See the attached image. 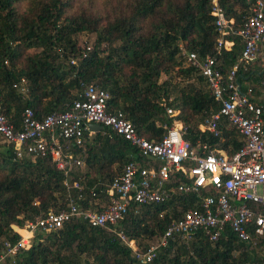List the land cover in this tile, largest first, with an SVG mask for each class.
<instances>
[{"label": "trees", "instance_id": "obj_1", "mask_svg": "<svg viewBox=\"0 0 264 264\" xmlns=\"http://www.w3.org/2000/svg\"><path fill=\"white\" fill-rule=\"evenodd\" d=\"M218 3L236 31L249 14V0ZM209 11L210 0H0L2 111L18 128L25 108L38 119L64 111L83 84H93L108 93L107 109L120 110L145 139L161 138L163 126L170 125L165 113L170 107L179 111L182 136L189 144L205 142L232 154L242 140L225 121H220L217 137L198 128L219 102L183 54H213L217 33ZM82 32L95 35L88 50L75 38ZM225 39L231 45L217 57L223 74L241 48L236 34ZM258 59L259 51L236 76L243 88H252L264 123V90L259 86L264 66L256 68ZM161 74L167 76L159 80ZM64 152L84 164L83 171L71 168L69 183L80 182L85 193L93 187L100 197L125 162L144 161L126 140L106 128L85 137L79 146L65 145ZM63 181V172L49 157H16L13 145L0 137V255L5 244L17 242L16 229L24 223L48 210L66 208ZM70 193L76 194L73 189ZM197 201L195 194L174 193L162 203L131 205L113 227L140 248V240L159 237ZM78 203L94 206L87 193ZM0 264H264V233L253 234L248 241L237 239L228 228L215 241L201 231L185 241L171 237L142 263L114 232L71 219L54 231L34 234L27 249L4 256Z\"/></svg>", "mask_w": 264, "mask_h": 264}, {"label": "built area", "instance_id": "obj_2", "mask_svg": "<svg viewBox=\"0 0 264 264\" xmlns=\"http://www.w3.org/2000/svg\"><path fill=\"white\" fill-rule=\"evenodd\" d=\"M249 2V14L233 31L232 19L225 17L218 0H210L209 13L217 33L213 54L201 57L193 51L183 53L186 64L198 69L209 92L219 102L218 109L198 128L217 137L219 123L225 121L242 140L240 149L232 154L205 142L189 144L182 136L183 126L177 118L179 111L170 107H165L170 125L163 126L165 131L161 138L158 141L145 139L136 133L120 110L111 112L107 109L108 93L93 84H83L77 98L64 111L38 119L30 108H25L18 128L6 118L0 104V137L13 145L16 157L23 154L49 157L63 172L67 199L65 209L48 210L16 229L19 239L12 246L5 244L0 259L19 249H27L34 234L54 231L71 219H81L91 227L114 232L142 263L150 261L156 249L171 237L185 241L201 231L209 240L215 241L228 228L237 239L248 241L253 234L264 233L262 108L253 100L252 88H243L236 76L239 67L257 59L259 47L264 45V0ZM230 33L239 37L241 48L235 62L223 74L217 57L222 49L231 45L225 39ZM89 48L84 47L85 50ZM70 62L74 63L73 60ZM259 86L264 90V77ZM91 123L99 124L126 140L144 161L125 162L120 173L104 187L103 197L93 187L88 188L86 193L94 201V206L83 207L78 203L86 194L83 185L78 181L69 183L71 168L80 166L82 161L69 152L65 153L64 147L67 144L81 145L85 137L95 132L88 129ZM70 189L76 192L74 196ZM174 193L195 194L198 201L172 220L157 237L156 243L143 250L134 239L114 229L131 205L162 203Z\"/></svg>", "mask_w": 264, "mask_h": 264}, {"label": "rangeland", "instance_id": "obj_3", "mask_svg": "<svg viewBox=\"0 0 264 264\" xmlns=\"http://www.w3.org/2000/svg\"><path fill=\"white\" fill-rule=\"evenodd\" d=\"M75 38L77 40V43L80 46L87 45V46H90L91 47L92 46V42H93V40L95 38V35H94V33L82 32V33L76 34ZM263 47L264 46H260L259 47V59L256 62V68H260V67L264 66ZM166 76L167 75H165V74H161L160 77H159V80L164 79ZM79 159L82 161L81 158H79ZM72 170L75 171V172L76 171H83L84 170V164L82 163L80 166L73 167ZM156 241H157V238L156 237L155 238H151V239L140 240L139 241L140 242V248L147 247L150 244L156 243Z\"/></svg>", "mask_w": 264, "mask_h": 264}, {"label": "water", "instance_id": "obj_4", "mask_svg": "<svg viewBox=\"0 0 264 264\" xmlns=\"http://www.w3.org/2000/svg\"><path fill=\"white\" fill-rule=\"evenodd\" d=\"M88 129L91 131H101L102 130V126L96 123H91L88 125Z\"/></svg>", "mask_w": 264, "mask_h": 264}]
</instances>
